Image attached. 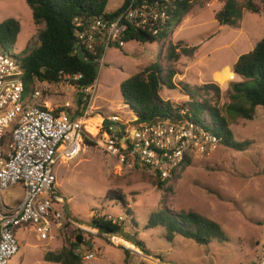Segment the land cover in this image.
Here are the masks:
<instances>
[{"label":"rangeland","instance_id":"1","mask_svg":"<svg viewBox=\"0 0 264 264\" xmlns=\"http://www.w3.org/2000/svg\"><path fill=\"white\" fill-rule=\"evenodd\" d=\"M123 1L108 0L106 10L119 9ZM253 2L261 11L258 14L244 12L240 29L221 27L215 21L221 0H195L188 13L170 20L166 37L160 41L145 44L128 41L121 49L114 46L106 49L104 66L97 69L93 99L88 103L91 113L86 130L89 139L95 143L84 142L73 160L53 166L54 189L63 200L65 214L63 212L62 220L67 224L60 232H54L53 239L44 241L36 238L29 225L19 226L15 237L20 249L9 264H55L44 260L46 253L59 250L66 240H73L78 231L85 233L86 241L79 248L80 253L93 254L89 261L81 258V264H114L125 258L143 264H148L143 260L145 258L163 264H255L258 246L264 239V107L255 110L252 121L228 117L234 139L250 142L245 150L234 151L218 144L208 154H193L189 166L171 182L172 191L157 189L151 180L155 177L144 170L121 167L96 144L97 138H93L96 126L102 125L103 118L116 116L122 123L136 120L122 102L119 86L155 62L160 47L162 54L169 43H181L185 49L178 62L173 64L177 72L174 82L177 85L212 83L218 86V106L224 109L229 103L228 84L242 80L231 72L233 63L264 37V5L260 0ZM7 19H15L21 26L16 45L9 48L8 53L16 55L25 47L32 48L37 29L24 0H0V23ZM68 81L52 86L37 82L34 87L42 91L40 104L52 111L68 102L71 111L66 113L64 110V113L67 119H75L77 115L73 112L79 111L78 93L81 91ZM30 94H24V98ZM159 97L173 106L186 101L178 90L163 89ZM5 193L3 199L10 197L4 196ZM111 194L122 195L133 211L138 223L137 235L131 230H123V234L142 241L147 255L121 236H103L105 238L101 239L97 231L90 228L93 217L123 219L120 206L106 199ZM163 208L169 212L195 210L218 223L229 241H212L199 246L177 237L167 243L162 231L144 229L148 216ZM67 209L73 214L70 217L66 215ZM121 245L134 252L129 250L125 256V248Z\"/></svg>","mask_w":264,"mask_h":264},{"label":"trees","instance_id":"2","mask_svg":"<svg viewBox=\"0 0 264 264\" xmlns=\"http://www.w3.org/2000/svg\"><path fill=\"white\" fill-rule=\"evenodd\" d=\"M194 1L182 0L175 4L171 20L188 13ZM221 1L222 6L214 16L221 27L240 29L244 12L258 14L261 11L260 6L253 0ZM24 2L31 12L32 22L37 29L35 44L32 48L25 47L18 54L10 55L7 50L15 47L21 26L17 20L7 19L0 23V52L9 54L20 64L23 70L22 81L25 95L32 92L37 82L52 85L67 82L65 79L67 77L80 75V79L68 81L81 91L78 93L79 111L73 112H76V118H78L87 105L88 95H85L83 91L93 88L98 69L95 61L100 59L104 52L99 45L96 47V55L86 53L82 57L74 54L75 23L77 20L89 22L99 17L111 19L117 11L106 10L108 0H24ZM260 3L264 5V0H260ZM164 37H166V30L152 35L140 29H128L124 40L145 44L160 41ZM184 50L181 43H169L161 54L160 47L155 62L121 82L119 90L122 102L136 118V123L192 121L215 136L223 147L234 151L245 150L250 142H237L234 139L228 117L252 121L255 110L264 107V37L254 45L251 51L240 55L233 63L231 72L242 80L231 81L228 84L226 96L229 103L224 109L218 106L220 98L218 86L212 83L199 86L183 83L177 85L174 82L177 72L173 64L178 62ZM163 89L178 90L186 101L173 106L169 101L159 97ZM41 108L51 113L53 117H58L65 110L56 108L50 111L45 106ZM65 111L69 113L71 109ZM84 142L88 145L93 144L88 138H85ZM190 161V158L186 157L168 180L161 181L151 177L153 185L159 190L172 191L171 182L189 166ZM106 199L113 200L120 206L124 214L123 219L113 223L104 216L93 217L90 220V228L97 230V236L101 239L105 238L103 236H121L122 240L146 254L142 241L123 234V230H131L137 235L138 228L133 211L124 197L111 194L107 195ZM144 229L162 231V237L167 243H172L177 237L199 246H206L212 241L218 243L229 241L218 223L195 210L169 212L164 208L157 209L148 216ZM84 234L78 231L74 234V239L66 240L59 250L46 253L44 260L55 264H81V256L76 254L75 250L86 243ZM123 251L127 256L129 250L123 249ZM125 259L124 261H128V258Z\"/></svg>","mask_w":264,"mask_h":264},{"label":"built area","instance_id":"3","mask_svg":"<svg viewBox=\"0 0 264 264\" xmlns=\"http://www.w3.org/2000/svg\"><path fill=\"white\" fill-rule=\"evenodd\" d=\"M181 1L124 0L111 19L77 20L74 54L96 55L99 45L103 52L111 46L121 49L128 29H140L152 35L163 32L172 18L175 4ZM103 55L95 61L98 69L104 66ZM22 77L18 61L0 52V264H9L19 251L15 237V229L19 226L30 225L39 241L51 240L55 231L64 229L67 224L62 220L65 206L54 189L53 166L73 160L84 145V139H89L86 122L90 119L88 103L93 99V88L83 91L88 99L81 116L67 119L61 112L53 117L41 108V90L34 87L29 97L24 98ZM80 78L77 75L65 79L76 81ZM58 108L66 110L70 105L65 102ZM108 119L123 125V133L116 126L100 124L93 137L97 138L96 144L121 167L144 170L161 181L168 180L186 157L208 154L219 144L215 136L192 121L147 124L135 120L122 123L116 116ZM15 186L22 187L23 199L15 207H9L2 201V194ZM79 248L75 253L83 260L93 259V254L82 255ZM258 250L255 264H264V239ZM143 260L148 264H163L152 259ZM141 262L114 264H143Z\"/></svg>","mask_w":264,"mask_h":264},{"label":"crops","instance_id":"4","mask_svg":"<svg viewBox=\"0 0 264 264\" xmlns=\"http://www.w3.org/2000/svg\"><path fill=\"white\" fill-rule=\"evenodd\" d=\"M43 106H45L43 104ZM111 117V116H109ZM107 117V118H109ZM10 196L6 199H3L2 198V201L7 204L9 207H15L16 205L20 204L22 199H23V190H22V187L21 186H15V187H12L10 189H8L5 193L4 196ZM67 208V207H66ZM70 215H73L72 212L70 211ZM69 215V217H70ZM68 217V218H69ZM30 226V225H29ZM31 227V226H30ZM19 228V227H18ZM18 228L15 229V236L17 237V232L19 231ZM32 229V227H31ZM18 241V240H17Z\"/></svg>","mask_w":264,"mask_h":264},{"label":"water","instance_id":"5","mask_svg":"<svg viewBox=\"0 0 264 264\" xmlns=\"http://www.w3.org/2000/svg\"><path fill=\"white\" fill-rule=\"evenodd\" d=\"M102 126H103V127H107V126H116V127H118V128L120 129L121 133H123V129H124V126H123V125H121L120 123H118V122H116V121H113V120H111V119H108V118H103ZM66 215H67V216L70 215V212H69L68 209L66 210ZM121 246H123V245H121ZM123 247H124L125 249H127V250H130V251L134 252V250H132V249L126 248L125 246H123Z\"/></svg>","mask_w":264,"mask_h":264},{"label":"bare ground","instance_id":"6","mask_svg":"<svg viewBox=\"0 0 264 264\" xmlns=\"http://www.w3.org/2000/svg\"><path fill=\"white\" fill-rule=\"evenodd\" d=\"M87 122H88V121H87ZM87 122H86V123H87ZM96 127H97V126H96ZM96 132H97V129H96L95 133H96ZM95 133H92V134L94 135Z\"/></svg>","mask_w":264,"mask_h":264}]
</instances>
